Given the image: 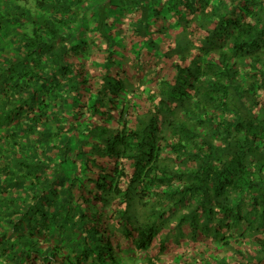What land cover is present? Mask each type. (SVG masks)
<instances>
[{
    "label": "trees",
    "instance_id": "16d2710c",
    "mask_svg": "<svg viewBox=\"0 0 264 264\" xmlns=\"http://www.w3.org/2000/svg\"><path fill=\"white\" fill-rule=\"evenodd\" d=\"M0 264H264V0H0Z\"/></svg>",
    "mask_w": 264,
    "mask_h": 264
},
{
    "label": "rangeland",
    "instance_id": "374dc122",
    "mask_svg": "<svg viewBox=\"0 0 264 264\" xmlns=\"http://www.w3.org/2000/svg\"><path fill=\"white\" fill-rule=\"evenodd\" d=\"M1 259V258H0ZM21 264H26L25 262H21Z\"/></svg>",
    "mask_w": 264,
    "mask_h": 264
}]
</instances>
